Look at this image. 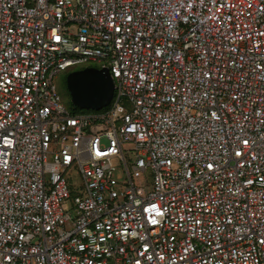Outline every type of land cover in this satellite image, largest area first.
Segmentation results:
<instances>
[{
	"label": "built area",
	"instance_id": "built-area-1",
	"mask_svg": "<svg viewBox=\"0 0 264 264\" xmlns=\"http://www.w3.org/2000/svg\"><path fill=\"white\" fill-rule=\"evenodd\" d=\"M0 264H264V0H0Z\"/></svg>",
	"mask_w": 264,
	"mask_h": 264
},
{
	"label": "water",
	"instance_id": "water-1",
	"mask_svg": "<svg viewBox=\"0 0 264 264\" xmlns=\"http://www.w3.org/2000/svg\"><path fill=\"white\" fill-rule=\"evenodd\" d=\"M66 87L74 106L98 111L111 102L114 85L108 68L85 67L66 75Z\"/></svg>",
	"mask_w": 264,
	"mask_h": 264
},
{
	"label": "rangeland",
	"instance_id": "rangeland-1",
	"mask_svg": "<svg viewBox=\"0 0 264 264\" xmlns=\"http://www.w3.org/2000/svg\"><path fill=\"white\" fill-rule=\"evenodd\" d=\"M89 66H92V67L96 66V67H98V65L95 64V63H90ZM80 68H82V67H80ZM76 69H79V66L72 67V68H68L67 70L58 73L54 77L53 82H54V85L56 87L57 93L59 94V96L61 98V100H60L61 105L63 106V108L68 113H70L72 115L87 114V113H90V112H92L94 110H85V109H80V108L74 106L73 103L71 102V99H70V96L68 94L67 87H66V75L71 70H76ZM130 148H131V144H125L124 145V150L126 152V158H128V159H130V158L133 157L132 152H129L128 151V149H130ZM127 161L129 163L131 162L129 160H127ZM146 173L149 174L148 175V180L150 181L151 180L150 170L147 169ZM70 178L72 179V182L74 184H79V182H80L79 176L76 173H74V172L70 173ZM67 204H68V206H70L71 205V201L69 200L67 202Z\"/></svg>",
	"mask_w": 264,
	"mask_h": 264
},
{
	"label": "snow or ice",
	"instance_id": "snow-or-ice-1",
	"mask_svg": "<svg viewBox=\"0 0 264 264\" xmlns=\"http://www.w3.org/2000/svg\"><path fill=\"white\" fill-rule=\"evenodd\" d=\"M245 143H246V141H245Z\"/></svg>",
	"mask_w": 264,
	"mask_h": 264
}]
</instances>
